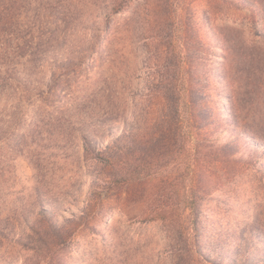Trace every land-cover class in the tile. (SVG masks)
<instances>
[{"label": "rangeland", "instance_id": "1", "mask_svg": "<svg viewBox=\"0 0 264 264\" xmlns=\"http://www.w3.org/2000/svg\"><path fill=\"white\" fill-rule=\"evenodd\" d=\"M253 9L0 0V264H264Z\"/></svg>", "mask_w": 264, "mask_h": 264}, {"label": "trees", "instance_id": "2", "mask_svg": "<svg viewBox=\"0 0 264 264\" xmlns=\"http://www.w3.org/2000/svg\"><path fill=\"white\" fill-rule=\"evenodd\" d=\"M251 4H253V17L255 21L257 20L258 22H264V0H250ZM168 90V89H165ZM191 92V90H186ZM159 97L154 94L153 99H158ZM201 147V146H200Z\"/></svg>", "mask_w": 264, "mask_h": 264}]
</instances>
